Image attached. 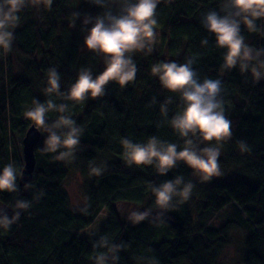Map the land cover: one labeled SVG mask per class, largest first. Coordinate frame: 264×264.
<instances>
[{"label":"trees","instance_id":"trees-1","mask_svg":"<svg viewBox=\"0 0 264 264\" xmlns=\"http://www.w3.org/2000/svg\"><path fill=\"white\" fill-rule=\"evenodd\" d=\"M221 5L222 0H161L157 29L168 37L166 55L163 50L135 53L138 70L133 81L123 87L110 82L102 97L79 104L67 102L72 118L84 129L76 159L57 161L55 154L40 151L42 134L32 188L26 191L18 179L19 194L0 193V206H10L17 195L32 200L35 193H43L10 230L0 229V264H92L93 239L101 235L124 243L119 264H148L150 259L157 264H212L213 250L228 244L231 227L246 233L243 264H264V79L256 82L250 72L222 69L225 50L216 47L214 36L200 23L204 13L219 10ZM100 11L87 0H52L50 7L46 0H37V6L19 13L12 50L0 52V170L12 162L19 171L24 167L18 154L9 152V135L20 130L25 136L33 125L23 115L25 104L30 108L33 100L49 99L43 92L49 68L60 73L61 91L75 82L83 67L90 68L94 76L103 71L101 57L83 53L80 21L75 28L70 26L74 12L96 15ZM257 27L264 28V20L257 21ZM242 35L250 46L264 47L261 32L250 33L242 27ZM204 39L207 45H202ZM186 57H195L193 68L201 80L222 81L232 138L222 148L227 163L220 164L238 165L241 176L236 179L201 183L183 162L160 176L152 166H128L124 161L122 138L145 143L154 135L183 145L168 123L178 110L179 97L162 88L151 67L165 61L183 63ZM13 60L21 65L18 75L13 71ZM169 96L173 104L165 118L160 104ZM51 99L64 102L56 96ZM57 115L49 113V123ZM241 140L249 147L246 153L238 147ZM102 163L107 165L106 171L92 174L91 168ZM72 171L85 177L87 203L83 207H75L63 187ZM178 175L194 185L193 191L187 202L164 214L163 222L153 219L133 224L117 212L115 205L120 202H132L140 211L154 207L148 185ZM194 206L197 213L192 214ZM105 209L110 217L99 236H84Z\"/></svg>","mask_w":264,"mask_h":264},{"label":"clouds","instance_id":"clouds-1","mask_svg":"<svg viewBox=\"0 0 264 264\" xmlns=\"http://www.w3.org/2000/svg\"><path fill=\"white\" fill-rule=\"evenodd\" d=\"M51 3L52 0H46L49 7ZM87 3L101 11L96 15L74 12L70 26L75 28L80 21L83 47L102 58L103 71L94 76L90 68L83 67L75 82L61 91L60 73L55 67L49 68L43 89L49 99L45 102L33 100L32 107L23 113L38 132L45 134L40 151L55 154L53 158L57 161L76 159L84 132L72 118L67 102L79 104L102 97L110 82L121 87L127 85L135 79L138 70L133 54H150L158 42L157 6L161 0H87ZM29 6H37V0H0V52H11L19 13ZM260 20H264V0H222L219 10H208L202 15V27L214 36L216 47L225 50L223 70L238 68L241 73L250 72L256 82L264 79V47L250 46L242 35V27L250 33L264 34V28L257 27ZM201 43L207 45L208 40ZM195 62V57H186L183 63L165 61L151 67V74L158 77L162 88L179 97L178 110L168 123L183 140V145L161 141L154 135L145 143L122 138V155L128 166H152L158 175L166 176L178 162H183L201 183L223 175L219 158L223 145L232 138V125L225 115L222 81L201 80L193 68ZM52 96L64 102L56 103ZM152 102L156 103L155 98ZM171 104L172 96L160 104L163 117H168ZM49 113L58 114L50 123ZM238 147L242 153L249 151L243 140L238 142ZM106 169L107 165L102 163L93 166L91 173L102 175ZM22 175L14 162L5 165L0 170V193L19 194L18 179ZM148 187L155 198L154 207L131 211L128 220L133 224L153 219L163 222L169 209L190 199L194 185L178 175L158 185L150 183ZM31 188V184L25 185V190ZM42 195L37 192L32 200L17 195L9 207L0 206V229L10 230ZM82 211L86 214L87 210ZM91 236L95 237V233ZM124 247L123 242L114 243L106 235L93 239L92 264H119V253ZM148 264H157V261L150 259Z\"/></svg>","mask_w":264,"mask_h":264},{"label":"rangeland","instance_id":"rangeland-1","mask_svg":"<svg viewBox=\"0 0 264 264\" xmlns=\"http://www.w3.org/2000/svg\"><path fill=\"white\" fill-rule=\"evenodd\" d=\"M76 1L80 2V0H76ZM157 32H158V38H157L158 42L155 44L153 50H157V51L163 50L164 54L166 55L167 51H165V47L167 46V43H168V40H166L168 37L166 36L164 37V32L161 29H157ZM83 53L87 55L88 51L84 49ZM12 68H13L14 73H16L17 75L22 72V68L18 60L17 61L13 60ZM26 109H28L27 104H25L23 107V110H22L23 113ZM9 137H10L9 152L18 154L21 160V163L24 166L25 164H24V153H23L22 141L25 136L21 134L20 130H16L10 133ZM225 156H226L225 149H222V153H221L219 160L225 161V163H227ZM231 164L232 165L220 164L221 169L223 171V175L218 178H213V180L219 179V180L225 181V180L236 179L237 177H240L241 175H238L237 173V171L239 172L240 167L236 164H233V163ZM196 180L200 182L198 177L196 178ZM63 183H64L63 187L65 188V190H67L68 194H70L72 204L75 207L85 206L87 203V196L85 193V184H86L85 177L76 171H72V173L65 179ZM115 206H116L117 212L120 213L119 215H121L122 217H126L127 219L131 211L139 210L137 205H134L132 202L130 203L120 202V203H117ZM2 207L7 208L9 206L2 204ZM193 209L194 211L192 214L197 213L195 206ZM99 214L100 215L96 219L97 221L95 222V226L93 228H90L87 231H84L83 232L84 236L89 237L91 236L92 233H95V237L99 236L100 230L106 225V221L110 217V213H108L105 209V210H102ZM9 215H11V211H9ZM245 237H246V233L242 228L231 227V231L228 234V240H229L228 244L219 245L218 248H215L213 250L212 252V262L213 263L212 264H243L242 258H243V253H244V250H243L244 241H246Z\"/></svg>","mask_w":264,"mask_h":264},{"label":"water","instance_id":"water-1","mask_svg":"<svg viewBox=\"0 0 264 264\" xmlns=\"http://www.w3.org/2000/svg\"><path fill=\"white\" fill-rule=\"evenodd\" d=\"M26 132L27 133L22 141L25 165L22 169V178L19 179V185L22 188L33 181V173L37 166L36 149L42 139V134L38 132L33 125H31Z\"/></svg>","mask_w":264,"mask_h":264}]
</instances>
